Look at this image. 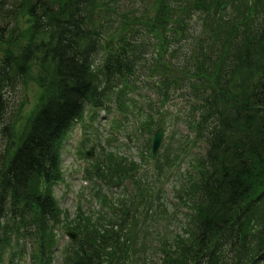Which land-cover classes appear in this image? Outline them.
<instances>
[{"label":"trees","instance_id":"1","mask_svg":"<svg viewBox=\"0 0 264 264\" xmlns=\"http://www.w3.org/2000/svg\"><path fill=\"white\" fill-rule=\"evenodd\" d=\"M153 1V18L131 21L103 52L107 16L96 23L93 8L117 12L107 0H0V41L22 12L30 22L26 41L0 56V133L16 136L0 159V251L21 234L33 262L51 264L63 137L86 109L107 110L109 93L149 72L162 103L174 93L183 100L204 145L191 189L177 191L189 210L185 231L159 248L161 264H264V0ZM33 69L42 92L18 130L6 116ZM134 182L104 229L76 232L64 264L132 258L144 199Z\"/></svg>","mask_w":264,"mask_h":264},{"label":"rangeland","instance_id":"2","mask_svg":"<svg viewBox=\"0 0 264 264\" xmlns=\"http://www.w3.org/2000/svg\"><path fill=\"white\" fill-rule=\"evenodd\" d=\"M107 1L117 12L108 15L107 8L104 11L93 8L97 15L96 23L102 20L100 15L103 13L107 16L104 19L107 33L103 52L131 21L147 20L156 8L153 0ZM247 2L253 6L251 0ZM15 23L13 36L0 41V56L9 47L15 51L26 41L29 19L22 12ZM16 34L22 36V42L12 40ZM113 34L116 35L111 37ZM184 44L185 48L191 45L190 42ZM185 51L183 48L177 56L181 58ZM102 55L96 56L95 64L100 63ZM150 77L149 72L142 77L137 73V85L123 89L118 86L107 96L109 108L106 111L86 109L63 137L60 146L62 176L51 189L60 217V221L48 230L55 240L51 264H64L65 250L74 242L69 232L82 234V231H87L90 234L98 231L99 227L104 229L119 202L136 193L134 181L138 187L141 183L143 189L144 199L140 201L143 210L140 223L143 226L138 225L140 230L135 253L123 264H161L159 248L166 243L175 244L174 235L185 231L189 210L186 209L187 203L179 201L177 191L191 189L204 145L196 141L197 137L189 127L191 119L187 107L182 106L183 100L174 93L166 103H162L158 90L152 89L153 83H148ZM41 92L37 72L33 69L12 95V110L6 116V119L16 122L18 130L34 109ZM159 127L164 135L153 159L151 137ZM0 134L2 160L16 136L15 133L13 136ZM90 150L92 157H87ZM131 163L137 170L124 174L122 171L130 168ZM99 174L108 179L117 175L118 184H107ZM128 176L131 182H127ZM42 187L44 189L43 183ZM21 236L11 237L6 246L1 244L0 264H35L32 252H29L30 246L23 242Z\"/></svg>","mask_w":264,"mask_h":264},{"label":"water","instance_id":"3","mask_svg":"<svg viewBox=\"0 0 264 264\" xmlns=\"http://www.w3.org/2000/svg\"><path fill=\"white\" fill-rule=\"evenodd\" d=\"M163 135H164V132H163L162 128H158L155 131V133L152 135V155H153V157L156 156V154H157V152H158V150L162 144ZM87 156L92 157V151L91 150L87 152ZM72 239H75V237L72 236Z\"/></svg>","mask_w":264,"mask_h":264}]
</instances>
